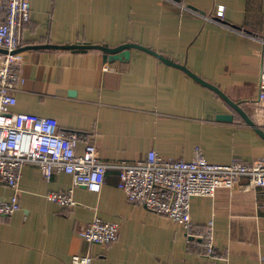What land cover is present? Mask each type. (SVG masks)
Segmentation results:
<instances>
[{
  "label": "crops",
  "instance_id": "0c3cea01",
  "mask_svg": "<svg viewBox=\"0 0 264 264\" xmlns=\"http://www.w3.org/2000/svg\"><path fill=\"white\" fill-rule=\"evenodd\" d=\"M28 1L30 17L20 29L18 48L138 44L186 67L251 119L264 0ZM14 56L23 82L13 111L51 118L60 131L81 134L77 153L91 142L109 167L102 191L75 187L76 205L68 208L47 195L71 189V176L58 172L45 178L38 166L25 164L20 207L0 215V264H69L76 255H89L91 264H264V188H219L213 196L192 198L191 223L198 234L187 238L165 216L128 202L113 167L150 150L189 161L198 147L216 164L264 156V138L218 94L133 48L121 61H105L96 50H23ZM226 114L232 121L217 119ZM12 192L0 181V197ZM94 217L119 225L115 242L103 246L78 235ZM207 228L215 257L202 254L200 232Z\"/></svg>",
  "mask_w": 264,
  "mask_h": 264
},
{
  "label": "built area",
  "instance_id": "2783aa9c",
  "mask_svg": "<svg viewBox=\"0 0 264 264\" xmlns=\"http://www.w3.org/2000/svg\"><path fill=\"white\" fill-rule=\"evenodd\" d=\"M181 8L190 10L185 5ZM222 14L223 8L219 7L217 15ZM29 17L28 0H0V49L6 51L0 55V181L13 190L10 196L0 197L1 216L11 215L20 207L18 183L25 164L38 166L45 178L58 172L71 176V189L47 195L68 208L76 205L72 197L75 187L100 193L109 167L101 162L91 142H85L82 153H77L81 134L60 131L51 118L13 111L23 77L12 52L19 46L20 29ZM260 42L263 47L251 120L264 132V40ZM194 151L195 157L184 161L150 150L142 159L113 166L118 169L120 187L128 202L165 216L181 226L187 238L195 236L190 214L192 198L213 196L219 188H264V156L250 163L232 159L216 164L207 161L198 147ZM78 235L88 243L106 246L118 239L119 225L94 217ZM200 238L204 240L202 254L215 257L211 231L207 228ZM91 260L89 255H76L69 264H91Z\"/></svg>",
  "mask_w": 264,
  "mask_h": 264
},
{
  "label": "water",
  "instance_id": "95a60500",
  "mask_svg": "<svg viewBox=\"0 0 264 264\" xmlns=\"http://www.w3.org/2000/svg\"><path fill=\"white\" fill-rule=\"evenodd\" d=\"M173 1L179 2V0H173ZM188 8L193 9L190 6H188ZM131 48L138 49V50H141V51H145V52L155 56L160 61L182 70L188 76L193 78L195 81H197L201 85L209 88L210 90H212L216 94H218L229 106H231L234 110H236L239 114H241L243 119L248 124H250L251 126L254 127V123L252 122V120L244 114V112L239 107V105L234 103V102H232L229 98H227L216 87H214L213 85H211V84L207 83L206 81L202 80L198 76L194 75L186 67H184V66H182L180 64H176V63L170 61L169 59L159 55L156 52H154L150 48H147V47H144V46H141V45H138V44L125 43V44H121V45H118V46H115V47H108L106 45L91 44V43H86V42H83V43L78 42V43H75V44H65V45L40 44V45L26 46L24 48H17V49H15L12 52V54H15V53L23 51V50H59V51H78V52H86V51H90V50H96V51H100V52L103 53V58L105 59V61H113V60L121 61V60H127L129 58L130 49ZM0 52L6 53V51L3 50V49H0ZM217 119L218 120H224V121H232L233 115H231V114L219 115V116H217ZM256 131L258 132V134L261 135L262 138H264V132H262L259 129H256Z\"/></svg>",
  "mask_w": 264,
  "mask_h": 264
},
{
  "label": "trees",
  "instance_id": "16d2710c",
  "mask_svg": "<svg viewBox=\"0 0 264 264\" xmlns=\"http://www.w3.org/2000/svg\"><path fill=\"white\" fill-rule=\"evenodd\" d=\"M206 232V230L205 231H203V232H200V234L202 235V234H204ZM193 233L196 235V234H198V232L197 231H195V230H193ZM200 235V236H201Z\"/></svg>",
  "mask_w": 264,
  "mask_h": 264
},
{
  "label": "rangeland",
  "instance_id": "374dc122",
  "mask_svg": "<svg viewBox=\"0 0 264 264\" xmlns=\"http://www.w3.org/2000/svg\"><path fill=\"white\" fill-rule=\"evenodd\" d=\"M175 2V1H174ZM178 3V2H177Z\"/></svg>",
  "mask_w": 264,
  "mask_h": 264
}]
</instances>
